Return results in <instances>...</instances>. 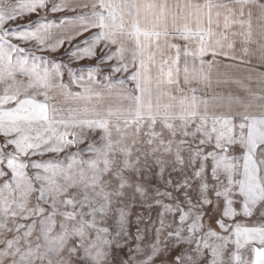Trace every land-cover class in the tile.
<instances>
[{"label": "snow or ice", "instance_id": "1", "mask_svg": "<svg viewBox=\"0 0 264 264\" xmlns=\"http://www.w3.org/2000/svg\"><path fill=\"white\" fill-rule=\"evenodd\" d=\"M0 264H264V0H0Z\"/></svg>", "mask_w": 264, "mask_h": 264}, {"label": "rangeland", "instance_id": "2", "mask_svg": "<svg viewBox=\"0 0 264 264\" xmlns=\"http://www.w3.org/2000/svg\"><path fill=\"white\" fill-rule=\"evenodd\" d=\"M61 15H63V13H57V14H55V16H52L51 14H49V18L55 19L56 17L61 16ZM26 20H35V17L34 16H29V17L26 18ZM21 22H25V21H21ZM45 55L47 56L48 54L46 53ZM55 58L59 59L61 57H59L57 55ZM64 59H66V57H64ZM82 63L88 64V63H92V62L85 60V61H82Z\"/></svg>", "mask_w": 264, "mask_h": 264}]
</instances>
